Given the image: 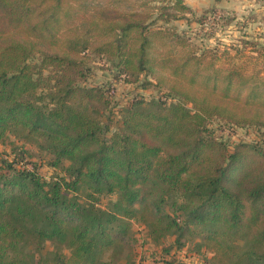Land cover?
<instances>
[{
	"label": "trees",
	"instance_id": "16d2710c",
	"mask_svg": "<svg viewBox=\"0 0 264 264\" xmlns=\"http://www.w3.org/2000/svg\"><path fill=\"white\" fill-rule=\"evenodd\" d=\"M194 12L186 0H0V142H37L65 172L19 165L24 151L3 160L0 264H30L48 241L47 264H133L132 221L157 246L174 236L167 250L199 237L206 264H264V146L231 149L210 127L264 128V42L199 46L169 26ZM209 14L219 24L214 9L199 23ZM95 57L166 96L113 125L111 88L86 84Z\"/></svg>",
	"mask_w": 264,
	"mask_h": 264
},
{
	"label": "rangeland",
	"instance_id": "374dc122",
	"mask_svg": "<svg viewBox=\"0 0 264 264\" xmlns=\"http://www.w3.org/2000/svg\"><path fill=\"white\" fill-rule=\"evenodd\" d=\"M186 2L195 10L194 13L188 15L190 20H174L169 26L175 27L178 31H186L199 46L228 47L238 42L242 36L250 39L257 38L264 42V0H186ZM213 9L217 10V16H220L219 24L214 20L216 15L209 14L204 25H201L198 21L200 17L205 11L208 12ZM38 60V56L31 59V61ZM90 67L92 75L86 84L103 85L111 88V105L109 108L111 111L106 112L103 119L107 120L110 116L113 125L118 123L120 110L128 105L138 100L147 102L154 98L166 96V90H162L156 85V81L151 75H142L137 82L129 83L123 77L117 78L115 75L118 70L99 57H95L91 61ZM145 80H152V83L146 85ZM210 127L215 129L217 134L230 144L231 149L241 140L264 146V128H232L228 123L218 119L213 120ZM19 151H24L25 157L19 165L30 169L37 166L38 171L45 178L65 175L61 167L50 164L51 155L37 142L25 141L14 135H9L6 142H0V167H2L4 159H17L16 154ZM77 196L82 201L88 200L85 190L79 191ZM96 196L98 204L102 207H107L112 200L116 199L114 194ZM166 208L169 211L172 210L169 206ZM130 233L133 238V264H206L203 254L195 251L197 247L195 242L200 240L199 237L187 241V246L183 249L173 247L167 250L165 248H169L168 246L175 242L174 236L165 239V247L157 246L148 235L146 227L135 221L131 222ZM53 248V243L48 241L43 252L33 253L30 264H47L44 262L45 253ZM63 251L67 252V249L63 248Z\"/></svg>",
	"mask_w": 264,
	"mask_h": 264
}]
</instances>
